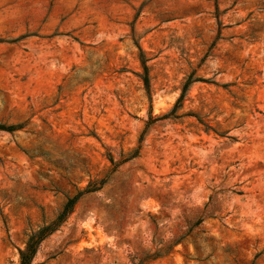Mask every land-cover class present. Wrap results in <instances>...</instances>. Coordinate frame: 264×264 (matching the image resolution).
Returning a JSON list of instances; mask_svg holds the SVG:
<instances>
[{
    "label": "rangeland",
    "instance_id": "obj_1",
    "mask_svg": "<svg viewBox=\"0 0 264 264\" xmlns=\"http://www.w3.org/2000/svg\"><path fill=\"white\" fill-rule=\"evenodd\" d=\"M89 188L33 264H264V0H0V264Z\"/></svg>",
    "mask_w": 264,
    "mask_h": 264
},
{
    "label": "trees",
    "instance_id": "obj_2",
    "mask_svg": "<svg viewBox=\"0 0 264 264\" xmlns=\"http://www.w3.org/2000/svg\"><path fill=\"white\" fill-rule=\"evenodd\" d=\"M143 70L145 74L143 78V82H144L146 90L148 91V79L146 76L147 68L144 64H143ZM187 86L188 84H186L185 89ZM93 190L95 189L89 188L83 192L77 193L75 196L71 198H68L66 202L64 203L61 211L59 212V214L56 216V218L52 222H50L49 224H45L41 226L40 228H38L36 231L32 232L28 236L24 244V247L22 249H18V264H33L35 254L40 244L61 226V224L66 220L68 215L72 212L79 198L83 194L92 192Z\"/></svg>",
    "mask_w": 264,
    "mask_h": 264
}]
</instances>
